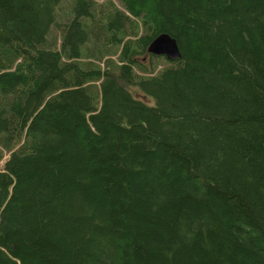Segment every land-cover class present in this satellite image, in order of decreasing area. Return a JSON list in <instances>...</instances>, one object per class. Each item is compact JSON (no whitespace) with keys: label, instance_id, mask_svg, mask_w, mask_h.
Returning <instances> with one entry per match:
<instances>
[{"label":"trees","instance_id":"1","mask_svg":"<svg viewBox=\"0 0 264 264\" xmlns=\"http://www.w3.org/2000/svg\"><path fill=\"white\" fill-rule=\"evenodd\" d=\"M5 157L0 264H264V0H0Z\"/></svg>","mask_w":264,"mask_h":264},{"label":"water","instance_id":"2","mask_svg":"<svg viewBox=\"0 0 264 264\" xmlns=\"http://www.w3.org/2000/svg\"><path fill=\"white\" fill-rule=\"evenodd\" d=\"M147 52L156 57H164L167 61H175L181 58L176 40L166 34L155 38L147 47Z\"/></svg>","mask_w":264,"mask_h":264},{"label":"rangeland","instance_id":"3","mask_svg":"<svg viewBox=\"0 0 264 264\" xmlns=\"http://www.w3.org/2000/svg\"><path fill=\"white\" fill-rule=\"evenodd\" d=\"M103 1H105V0H103ZM99 3H101V1L99 2ZM142 59V58H141ZM140 60V59H139ZM152 64H153V66H155V68L153 69V71H152V74L151 75H156L157 73H158V71H160L162 68H163V63H162V61H157V60H154L153 62H152ZM140 73V72H139ZM140 74H142V73H140ZM0 167H2V165H0Z\"/></svg>","mask_w":264,"mask_h":264}]
</instances>
